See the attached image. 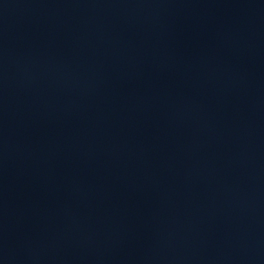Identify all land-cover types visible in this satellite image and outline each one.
<instances>
[{"label": "water", "instance_id": "95a60500", "mask_svg": "<svg viewBox=\"0 0 264 264\" xmlns=\"http://www.w3.org/2000/svg\"><path fill=\"white\" fill-rule=\"evenodd\" d=\"M0 264H264V0H0Z\"/></svg>", "mask_w": 264, "mask_h": 264}]
</instances>
